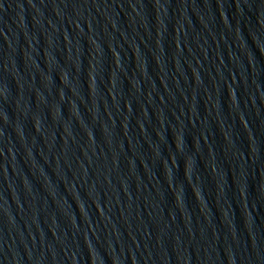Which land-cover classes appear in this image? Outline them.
<instances>
[{
	"label": "water",
	"instance_id": "95a60500",
	"mask_svg": "<svg viewBox=\"0 0 264 264\" xmlns=\"http://www.w3.org/2000/svg\"><path fill=\"white\" fill-rule=\"evenodd\" d=\"M0 264H264V0H0Z\"/></svg>",
	"mask_w": 264,
	"mask_h": 264
}]
</instances>
